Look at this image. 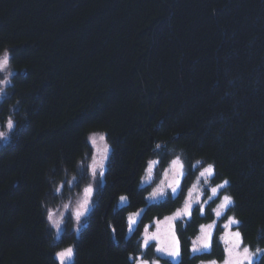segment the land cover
Instances as JSON below:
<instances>
[{"label":"trees","instance_id":"obj_1","mask_svg":"<svg viewBox=\"0 0 264 264\" xmlns=\"http://www.w3.org/2000/svg\"><path fill=\"white\" fill-rule=\"evenodd\" d=\"M4 45L27 73L14 93L29 121L0 151V264H53L44 172L94 126L110 130L117 154L79 264H125L109 238L111 197L127 185L133 207L143 203L132 172L172 133L232 178L243 229L264 222V0H0Z\"/></svg>","mask_w":264,"mask_h":264},{"label":"clouds","instance_id":"obj_2","mask_svg":"<svg viewBox=\"0 0 264 264\" xmlns=\"http://www.w3.org/2000/svg\"><path fill=\"white\" fill-rule=\"evenodd\" d=\"M14 53L10 45L0 46V151L13 146L21 120L29 121L14 93L16 78L27 75L17 70ZM163 125L160 120L156 127ZM179 139L178 132L153 138L136 164L133 188L143 193V203L133 207L136 197L127 185L111 197L109 238L124 251L125 264H264V222L254 234L243 229L247 218L239 212L232 178ZM116 154L110 130L94 126L71 159L61 155L47 166L39 209L53 264H79V242L109 188ZM169 201L175 206L145 219L149 209Z\"/></svg>","mask_w":264,"mask_h":264}]
</instances>
